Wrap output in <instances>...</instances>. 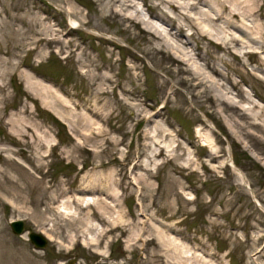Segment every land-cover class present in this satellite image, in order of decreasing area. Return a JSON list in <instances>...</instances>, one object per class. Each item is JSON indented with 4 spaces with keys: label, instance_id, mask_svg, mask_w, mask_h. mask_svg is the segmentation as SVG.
I'll list each match as a JSON object with an SVG mask.
<instances>
[{
    "label": "rangeland",
    "instance_id": "1",
    "mask_svg": "<svg viewBox=\"0 0 264 264\" xmlns=\"http://www.w3.org/2000/svg\"><path fill=\"white\" fill-rule=\"evenodd\" d=\"M136 2L143 18L163 33L169 29L145 5L158 0ZM205 4L186 11L198 19L199 10H210ZM259 5L264 22V0ZM166 10L185 27L184 40L239 82L227 96L246 108L242 94L256 100V126L241 128L226 113H212L214 102L196 95L202 88L182 84L139 33L142 23L109 13L107 0H0V264H264V75L252 72L264 67L261 55H250L238 70L236 57L210 38H191L194 28ZM71 103L96 105V123L80 122L86 111ZM138 109L161 115L137 122ZM156 128L170 135L150 138ZM154 140L165 148L161 156H154ZM229 145L252 191L228 163ZM103 187L131 224L108 233L97 253L75 237L81 229L87 240L92 235L77 220L84 213L73 200L78 193L110 202ZM16 219L43 235L47 248H35L28 232L15 233ZM143 220L147 233H168L172 247L143 248L136 241ZM154 251L165 256L152 257Z\"/></svg>",
    "mask_w": 264,
    "mask_h": 264
},
{
    "label": "bare ground",
    "instance_id": "2",
    "mask_svg": "<svg viewBox=\"0 0 264 264\" xmlns=\"http://www.w3.org/2000/svg\"><path fill=\"white\" fill-rule=\"evenodd\" d=\"M202 2H206L205 5H208L210 10H199L200 16L198 19L189 16L186 10L189 8H200L198 5ZM145 5H147L149 9L154 10V12L157 11L155 12L156 14H152V16L170 23V27L165 33L143 18L136 0H107V10L109 13H124L126 14L125 19L136 26H139V22L142 23V27L139 28V33L150 45H152V49L163 54L169 61L170 66L167 68L170 72L174 71V67L176 68L174 74L179 78L182 84L194 89L202 88L196 95L199 96L202 94L205 100L214 102L215 110L212 113H226V116H228L236 126L241 128L256 126V123L252 121L256 115H251L253 109L259 106L256 100L252 98L250 93L245 95L242 94L243 98L250 103V106L246 108V106L242 107L240 103L235 102L227 96L229 93H233L234 90L238 91L239 82L228 75L229 73L226 68L221 69L216 62L207 59V56H205L199 46H193L191 41L184 40L185 27L181 26L178 23V17L169 13L166 8L173 13L178 12L180 16L184 18V21L188 22L189 25L194 28V31L190 35L191 38L197 40L210 38L212 41L217 42L218 45H220V49L225 52V54L232 55L240 61L241 68H238V70H243V66L245 67L249 62V56L256 53L261 55L262 65L264 66V22H259V0H187L185 2H180V0H158V3L150 5L145 3ZM131 9H133L134 14H127ZM233 15L237 16V20H231L230 17ZM202 22H206L208 29L200 25ZM75 25L79 26L77 23H75ZM88 31L98 34V31L92 29H88ZM170 38L173 39L171 43ZM51 41H56V39H51ZM51 41H48V43ZM147 53H149V51H147ZM214 57L217 59L219 58L217 55H214ZM225 65L231 69H233V67L234 69L237 68L230 62H225ZM252 69L253 74L263 77L264 67L254 66ZM182 75L187 76L182 77ZM28 77L32 79L30 75H28ZM143 104L146 105V103ZM66 106H68V104ZM79 106L83 107L86 111L81 115V118H79L80 122L93 126V124L96 123L94 118L99 117V110L96 105L87 104V106H85L83 103L69 104L70 109L72 108L74 110L78 109ZM152 107V105H149V108ZM74 115L76 116L75 113ZM157 115H161V110L155 111L154 114H149V111L146 109H138L134 118L137 122L146 118L151 122L153 121V117ZM205 121L210 125L209 127L217 129L208 118H205ZM197 128L201 138L207 144L212 145L214 140L210 132L205 131L200 126ZM155 131L156 133L150 138L156 139V137H168V135H170L168 129L156 128ZM231 131L234 133L233 129H231ZM153 144L156 147L154 156H161L165 152V148L161 146L160 142L157 140H154ZM228 147V152L231 154L229 155L230 157L228 156V163L237 174L241 176L243 172L241 173V171L235 167L236 164L232 157L233 151L230 145ZM139 167L144 168L143 165ZM144 169L147 170L146 168ZM138 184L140 185L139 181ZM81 190L85 191L88 189L83 188ZM91 190L92 189H89L88 191ZM103 190L106 195L107 192L112 194L107 187H103ZM85 195L86 194L83 196ZM140 195H142V192ZM111 197L112 199L110 202L102 201L99 198H97V200L96 198L90 200L89 197L88 201H86V198L81 197V194L77 193L73 200L74 204L84 213V217H78L77 220L81 223H85V230L92 235L91 239L87 240L84 236V230L81 229L76 231L75 237L83 238L84 245L92 247L97 253H101L99 250L100 244L108 233H115L120 230L122 232H127L128 226L131 224L120 210V203H115L117 197L113 194ZM116 209L118 211V216H115V213H117L115 212ZM143 221L145 222H142V231L139 232L136 238V241L139 243L143 241V248L146 249L150 244L154 243L160 252L172 247L174 242L168 233L161 232L162 230L159 228L158 230L153 228L155 230L153 233L154 235L150 232L147 233L145 228L147 220ZM99 222L101 224L107 222L108 227H102ZM54 226V230H57L56 225ZM180 252L181 251L174 252V254L184 258L185 256ZM191 254V256H195L194 252ZM153 256L159 259L163 258L165 255L158 251H154L152 252V257ZM201 263L208 264L206 260L201 261Z\"/></svg>",
    "mask_w": 264,
    "mask_h": 264
},
{
    "label": "water",
    "instance_id": "3",
    "mask_svg": "<svg viewBox=\"0 0 264 264\" xmlns=\"http://www.w3.org/2000/svg\"><path fill=\"white\" fill-rule=\"evenodd\" d=\"M228 155H231V154L228 153ZM231 159H232V157H231ZM236 168L239 169L238 167H236ZM239 170L241 171V169H239ZM241 173H242V171H241ZM240 177H241V180H242L243 184L245 185V187H247L248 189H250L252 191L251 187L247 183L246 176L242 173V175ZM11 227L14 230V232L17 234H23L24 232H26L25 222L22 219L11 221ZM29 237L32 240V242L35 243V246L37 248L46 247L47 240L44 238L43 235H41L39 233H35V232H30Z\"/></svg>",
    "mask_w": 264,
    "mask_h": 264
}]
</instances>
